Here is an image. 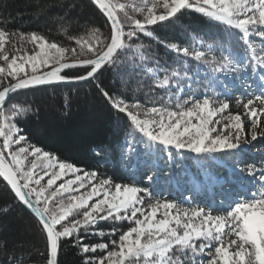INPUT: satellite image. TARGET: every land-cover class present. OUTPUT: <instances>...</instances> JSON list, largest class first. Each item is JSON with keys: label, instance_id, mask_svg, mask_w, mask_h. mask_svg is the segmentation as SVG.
I'll return each mask as SVG.
<instances>
[{"label": "snow or ice", "instance_id": "obj_1", "mask_svg": "<svg viewBox=\"0 0 264 264\" xmlns=\"http://www.w3.org/2000/svg\"><path fill=\"white\" fill-rule=\"evenodd\" d=\"M90 2L104 19L107 33L91 27L84 35H68L73 42L70 47L41 34L21 33L20 40H27L35 50L11 59L6 53L0 55L4 62L0 64V180L35 216L45 239L46 264H58L62 241L73 242L83 254V264H264V169L257 174L251 167L231 168L239 184L258 175L260 190H249L247 195L238 191L223 205L213 200L209 207L222 213L217 215L205 208H182L173 201L156 198L149 187L159 182L156 158L162 149L183 150L207 161L209 157L216 159L215 153L236 156V150L242 152L241 145L250 142L249 135L251 141L264 136V131H257L264 128V85L259 86L258 94L237 99L236 106L243 111L233 114L229 112L231 96L227 91L223 99L210 86L201 95L195 94L199 81L187 59L211 66L213 73H240L245 65L240 62V52L233 51L238 45L247 65L262 70L264 79V0ZM186 10L225 26L228 46L219 45L223 49L220 59H208L203 50L162 41L176 54L177 68L147 55L138 43L141 34L153 35L150 26L178 19ZM61 27L68 33L69 25L62 23ZM8 37L9 33L0 29V53H4ZM207 49L211 52L213 45H207ZM150 59L155 66L147 63ZM107 68H119L128 77L122 83L133 93L131 97L103 88L100 92L117 114L118 122H122L120 130H126L127 152L132 151L129 140L149 150L150 159L143 164L156 174H145L149 186L116 183L100 178L95 170L85 171L61 160L31 143L17 123L31 110L14 102L18 92L90 81ZM157 90H163L166 104L174 103L175 108L141 103L135 95L143 92L148 100L159 96L163 101ZM209 91L213 95H208ZM245 119L250 122L248 131ZM94 151L99 155L105 149L96 145ZM127 159L122 153L121 163ZM137 163L133 159L128 166ZM202 171L204 178L197 182L198 187H225L223 180L203 167ZM175 180L174 174L167 178L168 182ZM101 221H111L108 233L96 227ZM122 221H127L129 227L117 236V225ZM106 235L110 239L105 240ZM88 236L100 239L85 243ZM8 264L18 261L13 257Z\"/></svg>", "mask_w": 264, "mask_h": 264}, {"label": "trees", "instance_id": "obj_2", "mask_svg": "<svg viewBox=\"0 0 264 264\" xmlns=\"http://www.w3.org/2000/svg\"><path fill=\"white\" fill-rule=\"evenodd\" d=\"M62 23L69 25L68 33L61 27ZM91 27L100 28L104 33L108 30L90 0H0V29L8 33H37L50 41L70 47L73 42L68 39V35H84ZM150 30L152 36L141 34L138 40L144 46L145 53L159 59L161 63L166 62L177 68L180 65L174 63L176 54L164 47L162 41L189 47L190 50H203L208 53V59H220L223 49L219 45L228 46L224 39L227 36L225 26L191 10L184 11L178 19L150 26ZM209 44L213 45L211 52L207 49ZM237 50L244 53L238 45L233 51ZM187 59L191 72L196 74L199 81L197 87L210 81L218 92L223 90L226 85L219 73L212 72L211 66ZM147 63L155 66L154 60L150 59ZM258 70L262 73V70ZM127 78L119 68H107L99 72L96 79L84 83L46 86L17 94L14 102L31 109L19 117L17 123L31 143L61 160L73 163L85 171L95 170L100 178L112 179L116 183L149 186L144 179L145 174L156 175L143 164L150 159L149 150L144 144L129 140L132 151L127 152L126 130H120L122 122H118L117 114L110 109L100 92V88H103L113 94L131 97L133 93L122 83ZM144 79L147 80V77ZM157 91L163 96V101L159 96L156 100H148L143 92L135 95L141 103H163L175 108L174 103L166 104L167 96L163 90ZM96 145H102L105 151L97 155L94 151ZM122 153L128 157L125 163L120 161ZM213 156L216 159L209 157L205 161L183 150H160L156 158L159 182L150 185V190L156 198L189 208L198 204L209 206L213 200L217 205H223L224 201L235 197L237 193L231 189L237 179L230 169L235 167L239 170L238 164L245 158L247 165L244 166L248 167L255 164L256 160H248L243 154L236 158L227 153H215ZM259 156L264 158L263 154ZM133 159L138 160V163L129 167ZM202 167L217 179L223 180L225 187L211 190L198 187L197 182L204 178ZM173 174L176 180L168 182V176ZM230 176L233 181L231 183ZM96 227L108 233L112 223L101 221ZM128 227L127 221L119 222L117 236L119 231H125ZM99 239L98 236H88L84 242L94 243ZM104 239L110 237L106 235ZM46 256L45 239L35 216L15 200L10 189L0 180V264H8L13 257L18 264H46ZM58 264H83V254L73 247V242L62 241Z\"/></svg>", "mask_w": 264, "mask_h": 264}, {"label": "rangeland", "instance_id": "obj_3", "mask_svg": "<svg viewBox=\"0 0 264 264\" xmlns=\"http://www.w3.org/2000/svg\"><path fill=\"white\" fill-rule=\"evenodd\" d=\"M139 18V17H138ZM27 36V35H25ZM254 43H257V46H259L258 44V38H253ZM20 51H17V50ZM35 50L34 45L29 43L27 40L25 41H21L20 40V34L18 33H9V37H8V43L6 44L5 48H4V53H0V55L3 54H8L9 59L12 58V56L15 55H20L23 54V52H28L29 54H31L33 51ZM240 62L241 64L245 65V68L243 71H241L240 73H231L227 76H225L223 73H219L224 84L226 85L222 91L218 92V89L216 86H213V84H211L210 81L207 82V84L201 85L197 88L194 89L195 94L196 95H201L204 92V88L206 86H210L211 89H215L217 95H220L221 98L223 99V92L227 91L230 96V109L229 112L235 114L236 112H242L243 110L240 108H237L236 106V100L243 98V99H247L248 95H254V94H258L260 92V85H264V79H261V75L262 73H260V71L258 69L253 70L250 66L247 65V61H246V56L244 53H240ZM4 62L2 60H0V64H3ZM221 90V89H220ZM208 95H213L212 91H209L207 93ZM225 115H227V113H225ZM249 121L247 119H245V131H248V125H249ZM257 131H264V128L261 129H257ZM249 139V143L248 144H242L241 148L243 149V151L241 152L239 149L236 150V152L238 153V155L233 156L230 154V156H232L233 158H236L237 156H239L240 154L247 156V159H253L256 160L255 164L253 163V165L251 166V168H255L257 174L259 173V171L261 169H264L262 163L264 164V158H261L262 156H259L261 154L264 155V136H260L258 137V139L256 141H251L250 140V135L248 137ZM251 155V156H250ZM246 159V158H245ZM243 159L239 164L238 167L239 168H250L248 166H244L247 165L246 160ZM234 177L237 179H239L238 175H234ZM250 181V182H248ZM244 186H242V184L239 183H232L231 189L232 192L235 191H243L244 189H246L244 192L245 195L246 193H248L249 190H253V191H259V177L257 175V177L255 179L251 178L249 180H247L245 183H243ZM234 188V190H233ZM230 189V190H231ZM182 208H189L186 206H182L180 205ZM192 208V207H190ZM193 208H205L206 211H212L213 215H217V214H222V213H218L216 211H214L213 209H211L209 206H202L200 204H198L197 206H193ZM175 211V210H173ZM161 213H163V209H161ZM161 218V217H158ZM197 223H199V221L197 220Z\"/></svg>", "mask_w": 264, "mask_h": 264}, {"label": "water", "instance_id": "obj_4", "mask_svg": "<svg viewBox=\"0 0 264 264\" xmlns=\"http://www.w3.org/2000/svg\"><path fill=\"white\" fill-rule=\"evenodd\" d=\"M98 74V73H97ZM84 82H87V81H84ZM84 82H80V83H84ZM80 83H77V84H80ZM61 85H64V84H61ZM67 85H75V84H67ZM49 86H55V85H49ZM43 87H46V86H43ZM29 90H34V89H29ZM29 90H23V91H20L18 92L17 94H20L22 92H25V91H29ZM16 94V95H17ZM27 209V208H26ZM28 210V209H27ZM29 211V210H28ZM30 212V211H29ZM31 213V212H30ZM60 252V251H59ZM58 258H59V255H58Z\"/></svg>", "mask_w": 264, "mask_h": 264}]
</instances>
